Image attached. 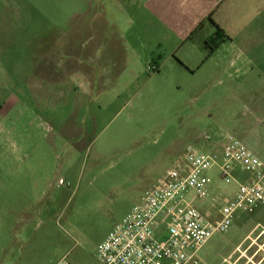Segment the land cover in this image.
Returning a JSON list of instances; mask_svg holds the SVG:
<instances>
[{
  "label": "rangeland",
  "instance_id": "1",
  "mask_svg": "<svg viewBox=\"0 0 264 264\" xmlns=\"http://www.w3.org/2000/svg\"><path fill=\"white\" fill-rule=\"evenodd\" d=\"M81 5L0 0V264H100V243L190 146L217 150L231 133L264 160L263 143L248 141L264 130V29L251 31L263 43L244 55L220 44L209 58L207 21L190 37L195 47L188 40L176 52L175 40L160 39L136 61H92ZM208 176L227 196L236 188L216 168ZM21 177L29 198L12 212L9 188ZM199 255L264 264V205L238 214Z\"/></svg>",
  "mask_w": 264,
  "mask_h": 264
},
{
  "label": "built area",
  "instance_id": "2",
  "mask_svg": "<svg viewBox=\"0 0 264 264\" xmlns=\"http://www.w3.org/2000/svg\"><path fill=\"white\" fill-rule=\"evenodd\" d=\"M201 140L214 137L205 132ZM213 168L236 185L229 196L213 188ZM262 205L264 165L228 133L217 150L190 146L108 233L97 257L100 264H204L199 253L207 242L227 232L238 214ZM56 264L72 263L64 256Z\"/></svg>",
  "mask_w": 264,
  "mask_h": 264
},
{
  "label": "crops",
  "instance_id": "3",
  "mask_svg": "<svg viewBox=\"0 0 264 264\" xmlns=\"http://www.w3.org/2000/svg\"><path fill=\"white\" fill-rule=\"evenodd\" d=\"M177 1L179 0H80L83 5L78 8L77 13L86 14L87 17L81 30H88V35L95 43L93 51L88 50V56L90 55L92 61L94 59L103 61L106 55V58L108 55L112 56L108 59L110 61H136L145 57L140 53L142 46L146 49L148 47L149 54L146 56H151L153 45L159 43L160 39L175 40L176 52L188 40L189 44L195 47L200 43L190 37L196 31L204 29L211 14L213 23L209 21L211 22L209 31L200 39L201 43L205 44V41L215 34L217 28H220L230 38L221 46L227 44L231 47L240 46L243 55L254 52L253 47L262 45V37L255 38L251 31L264 29V0H180L184 6L182 9L177 5ZM187 12L189 15L186 14ZM199 47L204 48L202 45ZM184 48L180 56L182 61L190 55ZM100 52L102 54H99ZM206 53L208 54L207 50L205 55ZM213 54L214 52L209 58ZM114 56L116 59L113 58ZM128 68V65L123 66L121 72L127 71ZM248 135L251 139L248 141L261 150V144L264 145V130L254 129L252 132L248 131ZM248 148L255 153L254 148L249 146ZM38 159H41V154ZM260 160L264 165V160L261 158ZM36 169L32 176L35 178L32 184L34 195L37 196L43 168L38 166ZM28 175L31 177L30 172ZM28 184L26 177H21L9 188L12 201L17 205L14 207L12 204L10 211L19 210L22 207L21 200L29 198V191L23 192L25 185ZM1 213H4L3 209H0Z\"/></svg>",
  "mask_w": 264,
  "mask_h": 264
},
{
  "label": "trees",
  "instance_id": "4",
  "mask_svg": "<svg viewBox=\"0 0 264 264\" xmlns=\"http://www.w3.org/2000/svg\"><path fill=\"white\" fill-rule=\"evenodd\" d=\"M208 20L213 23L212 14L209 15ZM226 39L230 38L223 30L217 28L216 33L205 41V46L210 51L209 54H212Z\"/></svg>",
  "mask_w": 264,
  "mask_h": 264
}]
</instances>
